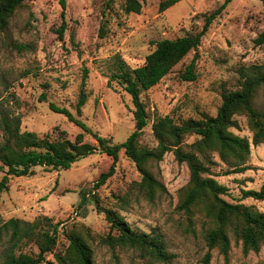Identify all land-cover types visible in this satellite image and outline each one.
<instances>
[{"label": "rangeland", "instance_id": "1", "mask_svg": "<svg viewBox=\"0 0 264 264\" xmlns=\"http://www.w3.org/2000/svg\"><path fill=\"white\" fill-rule=\"evenodd\" d=\"M159 1L141 0L139 12L132 13L123 10L121 0H63V6L59 0H27L0 30V98L20 117L19 130L50 140L60 136L72 140L82 132L83 141L96 147L67 169L34 166L30 176H10L7 189L0 192V222L9 217L29 221L45 217L51 224L58 223L52 252L61 253L66 247L64 231L77 230L88 234L94 264L142 262L134 250L110 248L97 238L108 231V223L91 199L92 184L106 170L110 158L99 152L96 135L119 143L133 130L130 97L114 81L106 84V66L114 54L131 68L140 65L155 41L194 31L201 26L203 17L223 2L179 0L159 11ZM62 21L64 28L58 37ZM263 28L264 5L260 0H229L201 36L197 49L189 51L155 85L140 93L147 123L138 138L139 145H156L150 130L156 116L168 115L179 123L214 115L220 93L238 88L239 69L264 63V44L253 43ZM193 53L195 78L183 80L179 74ZM83 67L87 69L88 95L76 114L74 104ZM40 93L45 95L43 100L38 98ZM48 102L67 108L86 130L51 111ZM254 105L264 109V86L257 89ZM234 118L237 126L229 130L249 139L245 118ZM194 138L186 136L183 143ZM212 159L215 164L210 173L227 189L223 198L264 211V199L240 197L241 189H257L264 181V143L249 145V168L242 172L225 173L226 166L215 154ZM147 166L163 183L165 192L157 193L151 201L144 198L134 184L140 179L138 171L119 150L113 173L93 190L97 205L118 212L134 230L158 232L174 255L167 264H202L206 248L199 223L195 222L193 234L187 232L184 217L174 210L176 191L188 179L185 163L177 162L169 150ZM2 174L0 170V177ZM80 199L85 202L80 203ZM18 250L36 253L32 243ZM46 259H52V255L46 254ZM208 264H264V245L257 252L243 254L230 236L227 257L212 249Z\"/></svg>", "mask_w": 264, "mask_h": 264}, {"label": "trees", "instance_id": "2", "mask_svg": "<svg viewBox=\"0 0 264 264\" xmlns=\"http://www.w3.org/2000/svg\"><path fill=\"white\" fill-rule=\"evenodd\" d=\"M27 0H0V30L4 29L16 8ZM112 1V0H110ZM179 0H160L158 10L162 11ZM229 0L223 2L203 17L202 24L194 31L174 38H163L154 42V47L144 56L143 62L129 67L123 59L114 54L106 66V84L117 83L129 95L132 105L133 130L119 143H111L108 138L96 135L99 152L110 158L106 170L101 171L92 184L91 199L96 210L103 213L108 223V231L99 235L98 241L110 248L114 246L134 250L142 259L141 264L161 262L170 263L174 257L167 249L162 236L155 231H137L115 210L99 207L94 189L101 186L113 173L117 153L133 162L140 175L135 188L144 198L151 201L159 192H165L163 183L158 180L147 166L149 161H158L162 154L171 151L177 162H184L188 169V179L176 191L174 210L185 220V230L194 233L195 222L199 223L201 240L206 248L201 258L208 264L210 251L215 249L224 258L230 249V236L239 244L243 254L257 252L264 245V211L241 202H229L223 198L226 187L218 183L210 173L215 164V154L225 166V173L242 172L246 164L249 145L264 143V109L254 105L257 89L264 86V63L250 64L238 71L239 84L234 90L222 91L220 103L214 115L201 118H188L175 123L168 115L156 116L150 122L151 133L156 140L153 148L141 146L138 138L147 123V112L139 95L155 85L189 51H195L201 36L211 21ZM264 5V0H260ZM125 12L138 13L141 0H121ZM63 6V0H59ZM63 13L61 12V16ZM64 22L57 28L61 37ZM254 44H264V28L253 38ZM193 53L179 77L193 80ZM87 69L83 67L77 99L74 104L76 114L84 104L88 93L85 90ZM40 93L39 100L44 99ZM48 108L63 114L66 119L85 131V125L71 112L52 102ZM236 115L245 118L249 139L229 130L236 127ZM20 117L0 98V192L7 189L10 176H30L32 167L42 166L52 170L67 169L77 158L93 153L94 145L83 141L82 132H77L72 140L64 136L48 139L39 137L32 131H20ZM63 132L61 131L60 134ZM194 135L190 143H183L186 136ZM240 197H250L259 201L264 199V181L257 189H241ZM80 203L85 200L80 199ZM83 216V215H82ZM58 223H50L45 217L24 220L9 217L0 222V264H94L88 234L77 230L64 231L68 241L61 253L52 252ZM32 243L36 253L18 250L24 244ZM18 250L17 252H15ZM52 259H46V254Z\"/></svg>", "mask_w": 264, "mask_h": 264}]
</instances>
